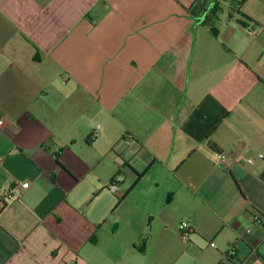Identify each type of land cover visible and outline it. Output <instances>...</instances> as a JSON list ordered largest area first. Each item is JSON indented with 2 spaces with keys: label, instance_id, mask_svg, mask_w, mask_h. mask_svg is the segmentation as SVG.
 Here are the masks:
<instances>
[{
  "label": "crops",
  "instance_id": "0c3cea01",
  "mask_svg": "<svg viewBox=\"0 0 264 264\" xmlns=\"http://www.w3.org/2000/svg\"><path fill=\"white\" fill-rule=\"evenodd\" d=\"M195 2L0 0V264H162L182 222L201 264H264V9L214 37Z\"/></svg>",
  "mask_w": 264,
  "mask_h": 264
},
{
  "label": "rangeland",
  "instance_id": "374dc122",
  "mask_svg": "<svg viewBox=\"0 0 264 264\" xmlns=\"http://www.w3.org/2000/svg\"><path fill=\"white\" fill-rule=\"evenodd\" d=\"M253 3H250L248 6L250 7H261L262 9H264V0H252ZM228 3H231V0H226L223 4H222V8L224 11L228 10ZM246 3V2H245ZM244 3V5H245ZM223 10H222V14L220 13L218 15L219 17V21H221V17L223 15ZM110 184V183H109ZM107 185L106 188H103V190L100 192L98 200H97V204L103 206H109L110 204V210L105 214V218L111 217L112 212H113V199H115L116 201H118V197H116V195L112 194L109 190H108V186ZM149 223H150V219ZM155 227L158 229L159 231L162 229L160 224L155 223ZM168 240L170 242H173L174 237L170 234V232L168 233ZM177 236L180 239V234L177 233ZM181 242L177 245H174L173 249H169L166 251L165 255L163 256V260H162V264H172L173 262H175L176 258H178V261L176 264H201V260L202 258L207 255L210 254V245L209 242L207 243V249L202 251L199 249H196L194 247L190 248V237H189V241L186 243H183L182 240H180ZM216 244H218V240L215 241ZM211 244V243H210ZM163 249H158L157 251L159 252V254H161L163 252ZM174 254V255H173Z\"/></svg>",
  "mask_w": 264,
  "mask_h": 264
},
{
  "label": "built area",
  "instance_id": "2783aa9c",
  "mask_svg": "<svg viewBox=\"0 0 264 264\" xmlns=\"http://www.w3.org/2000/svg\"><path fill=\"white\" fill-rule=\"evenodd\" d=\"M246 30L249 34H256L258 32L259 28L248 27ZM3 122H4V117H3V114L0 113V125H2ZM259 157L261 158L262 155H259ZM235 162H236V158L234 157V155L232 153H229V152L224 153L223 156L221 157V160H220L222 167L225 169H229L230 166ZM248 162L250 164H253L254 159L250 158L248 160ZM108 190L114 195H119V177H115L111 181V183L108 186ZM18 197H19V190L17 187L11 190V194L9 196L7 195L8 199L18 198ZM251 222H252V227L256 226V227L264 228V219L262 217H260L259 215H253L251 217ZM252 227L246 229L245 235H246V237H248L252 240L250 242L252 244L251 245V254H255V253H257L259 247L264 242V235L261 236L259 239H256L255 234L252 230ZM179 233H180L181 240L185 243L188 242L189 241V235L192 233V228H191L190 224L187 222H182L180 224ZM210 245L212 247L216 246L215 243H213V242ZM221 264H223V263H221Z\"/></svg>",
  "mask_w": 264,
  "mask_h": 264
},
{
  "label": "trees",
  "instance_id": "16d2710c",
  "mask_svg": "<svg viewBox=\"0 0 264 264\" xmlns=\"http://www.w3.org/2000/svg\"><path fill=\"white\" fill-rule=\"evenodd\" d=\"M225 1L226 0H196L195 4L189 9V13L200 25L206 27L214 37H218L220 34L218 15L222 12V4ZM246 1L247 0H231V8L235 12H240ZM207 12H209L208 15L202 20Z\"/></svg>",
  "mask_w": 264,
  "mask_h": 264
},
{
  "label": "water",
  "instance_id": "95a60500",
  "mask_svg": "<svg viewBox=\"0 0 264 264\" xmlns=\"http://www.w3.org/2000/svg\"><path fill=\"white\" fill-rule=\"evenodd\" d=\"M208 13H209V12H207V13L204 15V17H203L202 20H204V19L206 18V16L208 15Z\"/></svg>",
  "mask_w": 264,
  "mask_h": 264
}]
</instances>
